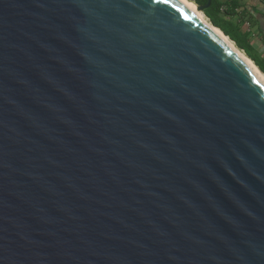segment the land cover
Here are the masks:
<instances>
[{
  "label": "water",
  "instance_id": "water-1",
  "mask_svg": "<svg viewBox=\"0 0 264 264\" xmlns=\"http://www.w3.org/2000/svg\"><path fill=\"white\" fill-rule=\"evenodd\" d=\"M0 264H264V81L175 0H0Z\"/></svg>",
  "mask_w": 264,
  "mask_h": 264
},
{
  "label": "trees",
  "instance_id": "trees-1",
  "mask_svg": "<svg viewBox=\"0 0 264 264\" xmlns=\"http://www.w3.org/2000/svg\"><path fill=\"white\" fill-rule=\"evenodd\" d=\"M199 6H205L209 0H193ZM244 0H211L210 6L203 11L206 19L225 37L232 41L264 74V61L254 53L250 44V32L243 31L245 22H251L250 13L244 8ZM251 27V23H250Z\"/></svg>",
  "mask_w": 264,
  "mask_h": 264
},
{
  "label": "bare ground",
  "instance_id": "bare-ground-1",
  "mask_svg": "<svg viewBox=\"0 0 264 264\" xmlns=\"http://www.w3.org/2000/svg\"><path fill=\"white\" fill-rule=\"evenodd\" d=\"M181 8L196 16L204 26L212 32L215 36H217L230 50L231 52L239 58L243 63H245L252 71H254L263 81L264 75L258 70V68L252 63V61L239 49H237L232 41L229 38L225 37L224 34L216 29L210 24V22L206 19L203 13L196 10V8L188 3L186 0H175Z\"/></svg>",
  "mask_w": 264,
  "mask_h": 264
},
{
  "label": "rangeland",
  "instance_id": "rangeland-1",
  "mask_svg": "<svg viewBox=\"0 0 264 264\" xmlns=\"http://www.w3.org/2000/svg\"><path fill=\"white\" fill-rule=\"evenodd\" d=\"M257 0H245L243 1L244 5L253 6L254 3H256ZM251 27L248 29L246 27H243V31H247L252 33L250 39V44L254 49V53L258 55V57L264 61V38L263 36L257 32V29L255 28V20L254 17L251 16ZM253 63V62H252ZM254 64V63H253ZM264 75V74H263Z\"/></svg>",
  "mask_w": 264,
  "mask_h": 264
},
{
  "label": "crops",
  "instance_id": "crops-1",
  "mask_svg": "<svg viewBox=\"0 0 264 264\" xmlns=\"http://www.w3.org/2000/svg\"><path fill=\"white\" fill-rule=\"evenodd\" d=\"M244 8L254 17L255 28L264 38V0H257L253 6L244 5Z\"/></svg>",
  "mask_w": 264,
  "mask_h": 264
},
{
  "label": "built area",
  "instance_id": "built-area-1",
  "mask_svg": "<svg viewBox=\"0 0 264 264\" xmlns=\"http://www.w3.org/2000/svg\"><path fill=\"white\" fill-rule=\"evenodd\" d=\"M244 27L249 29L250 28V23L249 22H245Z\"/></svg>",
  "mask_w": 264,
  "mask_h": 264
},
{
  "label": "snow or ice",
  "instance_id": "snow-or-ice-1",
  "mask_svg": "<svg viewBox=\"0 0 264 264\" xmlns=\"http://www.w3.org/2000/svg\"><path fill=\"white\" fill-rule=\"evenodd\" d=\"M159 2H166V0H159Z\"/></svg>",
  "mask_w": 264,
  "mask_h": 264
}]
</instances>
